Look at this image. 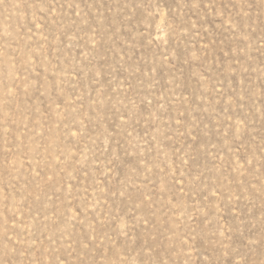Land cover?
Wrapping results in <instances>:
<instances>
[{
    "label": "rangeland",
    "instance_id": "obj_1",
    "mask_svg": "<svg viewBox=\"0 0 264 264\" xmlns=\"http://www.w3.org/2000/svg\"><path fill=\"white\" fill-rule=\"evenodd\" d=\"M0 264H264V0H0Z\"/></svg>",
    "mask_w": 264,
    "mask_h": 264
}]
</instances>
